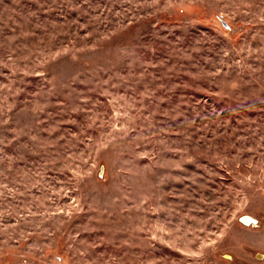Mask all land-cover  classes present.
Masks as SVG:
<instances>
[{"label": "rangeland", "instance_id": "1", "mask_svg": "<svg viewBox=\"0 0 264 264\" xmlns=\"http://www.w3.org/2000/svg\"><path fill=\"white\" fill-rule=\"evenodd\" d=\"M0 264H264V0H0Z\"/></svg>", "mask_w": 264, "mask_h": 264}, {"label": "water", "instance_id": "2", "mask_svg": "<svg viewBox=\"0 0 264 264\" xmlns=\"http://www.w3.org/2000/svg\"><path fill=\"white\" fill-rule=\"evenodd\" d=\"M241 221L244 222L247 225H250L251 223H256L257 220L251 216V215H245L241 218Z\"/></svg>", "mask_w": 264, "mask_h": 264}]
</instances>
